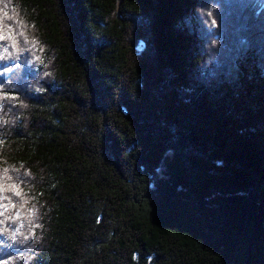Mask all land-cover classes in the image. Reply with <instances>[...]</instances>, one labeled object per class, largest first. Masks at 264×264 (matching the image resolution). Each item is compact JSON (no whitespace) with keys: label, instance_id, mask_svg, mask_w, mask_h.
<instances>
[{"label":"trees","instance_id":"1","mask_svg":"<svg viewBox=\"0 0 264 264\" xmlns=\"http://www.w3.org/2000/svg\"><path fill=\"white\" fill-rule=\"evenodd\" d=\"M0 264H264V0H0Z\"/></svg>","mask_w":264,"mask_h":264},{"label":"clouds","instance_id":"2","mask_svg":"<svg viewBox=\"0 0 264 264\" xmlns=\"http://www.w3.org/2000/svg\"><path fill=\"white\" fill-rule=\"evenodd\" d=\"M217 7H218L217 5L210 4V5H209V10H208V12H207V15H208L209 17H212V13H213L214 11H216ZM216 43H218V40H214V41H213V44H216Z\"/></svg>","mask_w":264,"mask_h":264}]
</instances>
